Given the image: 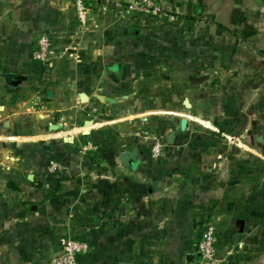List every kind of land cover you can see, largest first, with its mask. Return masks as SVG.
I'll list each match as a JSON object with an SVG mask.
<instances>
[{
	"label": "crops",
	"instance_id": "1",
	"mask_svg": "<svg viewBox=\"0 0 264 264\" xmlns=\"http://www.w3.org/2000/svg\"><path fill=\"white\" fill-rule=\"evenodd\" d=\"M160 1L187 32L207 30L210 44L208 53H201L207 59L182 53L177 65L164 58V76L150 70L153 56L143 48L154 18L97 6L88 28L80 30L71 0H0V125L8 126L11 138L34 142L39 131L32 138L15 130H40L43 123L49 129L62 124L50 130L54 134L73 121L80 132L97 128L100 124L86 125L90 117L84 110L90 107L113 109L120 119L137 116L139 109L164 114L165 133L157 158L143 144L118 153L102 148L98 166L88 168L68 157L67 173L86 172L88 181L44 202L35 181L52 177L27 171L26 180L24 167L4 169L0 264H48L65 236L92 245L79 264H202L197 245L210 223L223 264H264V141L257 139L264 137V71L254 77L241 69L234 77L231 66L221 70L215 37L218 28L240 35L257 30L251 15L259 6L253 0V10L207 0V15L200 20L202 0ZM136 28L138 34L132 32ZM185 30L182 37L191 40ZM43 31L56 50L45 64L32 57ZM69 45L77 46L78 59L62 54ZM81 93L88 101H81ZM97 94L116 102H101ZM39 104L47 107L44 113L34 106ZM171 132L176 134L169 143ZM234 135L255 152L256 165L248 161L249 151H226ZM134 149L140 158L128 169L120 154Z\"/></svg>",
	"mask_w": 264,
	"mask_h": 264
},
{
	"label": "rangeland",
	"instance_id": "2",
	"mask_svg": "<svg viewBox=\"0 0 264 264\" xmlns=\"http://www.w3.org/2000/svg\"><path fill=\"white\" fill-rule=\"evenodd\" d=\"M219 1L221 4L218 5L226 3L238 6L241 3L247 9L253 10L252 0H218V3ZM253 1L259 6L257 11L259 13L254 14L255 16L253 14L251 15V18L257 22V30L252 33L244 32L243 35H240V32L236 33L231 30H227L226 32L218 28L215 36L219 68L224 70L226 69L225 67L231 66L234 77L242 72L241 69H245L243 72L244 75L254 77L262 73L259 70L264 71V0ZM208 2L207 0L199 2L202 8L197 18L200 20L207 15L203 13L208 9ZM216 22L219 23V21ZM177 23L176 17L163 16L156 18L152 21V26L143 34L146 40L143 48L153 56L150 59L153 60V63L150 65V70L160 71L162 72V76H164V58L170 59L177 65H180L179 59L182 53L194 57H206V55H201V53L204 51L207 54L209 51L210 44L208 42L209 35L207 30L204 32L203 29L199 28L193 30L192 35V32H187V28L180 27ZM183 30L186 31V35L191 36V40L182 37ZM148 64L149 62H147ZM34 106H40V104ZM40 108L41 111H44L47 107L41 105ZM31 109L35 112L40 111L39 108L35 107ZM43 111L41 113H44ZM131 112L133 111H126L125 113ZM142 112L144 111L139 109L135 112L137 116L127 114L129 117L120 119L113 109L107 110L103 107L86 108L84 113L89 114V120L93 121L94 124H100L97 128L93 127L89 129L90 133L87 134L85 131L80 132L83 128L76 127L74 121V123H67L65 129L61 130L62 133L55 134L50 133V129L46 123L41 125L40 130L32 127L30 129L25 128L23 131V127L19 124L20 122L15 121V123L21 126L18 130H15L18 134L27 135L29 132V137L32 136L33 138L36 135L34 133L40 132L37 135L38 137H34V142L30 143L16 142V140L10 137L12 135H9L12 131L8 130V126H4V122H2V125H0V132L2 133L0 135V186L1 183L5 184L8 180L4 172L6 170L4 169H10V167L14 169L24 167L26 169L24 176L26 180L27 171H34L35 173L41 172V175L44 177H52L47 183L45 180L35 181L37 182L36 186L42 189L41 202L57 197L58 194L66 190L70 185L82 186V184L88 181L89 175L86 172L85 174H80V170H77L73 174L67 173L68 157L74 156L77 167L81 164L79 161H82V165L88 168L92 165H97L101 161L102 158L97 155V152L102 150V148L104 150L113 149L115 153H118L120 150L129 146L133 147L142 144L151 146L150 142L145 141L138 135L139 132L148 131L150 134H158L163 139L165 138L164 114H153L151 111L148 114ZM140 113L142 114L140 115ZM36 119L38 122L37 116ZM91 135L92 138H89ZM78 136L82 140L71 142V140L78 138ZM227 141L226 143L229 146L226 151H229V153L236 152L237 154L241 150L249 151L250 158H248V161L256 165L257 158H255V152L252 153L249 148L241 144V141L235 135L229 136ZM45 143L53 145V149H49L47 152L44 151L42 146ZM89 144H98L100 146L97 150L84 153L83 147ZM69 145H72L71 149ZM51 159H56L61 164V168L55 173H51L48 168V163ZM7 166L9 168H6ZM50 184L53 185L52 188L49 186ZM44 187L45 191L43 190ZM64 234L66 235L68 233Z\"/></svg>",
	"mask_w": 264,
	"mask_h": 264
},
{
	"label": "built area",
	"instance_id": "3",
	"mask_svg": "<svg viewBox=\"0 0 264 264\" xmlns=\"http://www.w3.org/2000/svg\"><path fill=\"white\" fill-rule=\"evenodd\" d=\"M80 30L88 28L90 17L93 10L100 6L103 10L114 9L119 15L126 16L130 14H139L148 18L173 17L162 7L160 0H71ZM56 54L53 40L49 32L43 31L38 35L36 44L32 50V57L40 63H48ZM64 56L72 59H78L77 46L69 45L62 51ZM138 135L145 141L151 143V153L154 158L162 154L165 140L158 134H150L148 131L139 132ZM96 144H89L83 147V152L97 150ZM51 173L57 172L61 164L56 159H51L48 163ZM216 226L213 223L208 224L204 230L200 241L198 242V252L202 264H223V259L217 252ZM92 251L90 242L65 236L60 239V252L54 255L48 264H79V257L86 256Z\"/></svg>",
	"mask_w": 264,
	"mask_h": 264
},
{
	"label": "water",
	"instance_id": "4",
	"mask_svg": "<svg viewBox=\"0 0 264 264\" xmlns=\"http://www.w3.org/2000/svg\"><path fill=\"white\" fill-rule=\"evenodd\" d=\"M134 34H138L139 32V29H133L132 31ZM48 95L49 96H52L53 95V92L52 91H49L48 92ZM97 98L101 101V102H106V101H110V102H116V99L113 98V97H110V96H104V95H101V94H97ZM80 99L82 102H86L88 101V96L85 94V93H81L80 94ZM90 123H94L93 121L89 120L86 122V125L90 124ZM187 125H188V120L186 118H183L182 121H181V128L182 130H185L187 128ZM62 124L60 123H56V124H52L50 126V130H59L60 128H62ZM85 133H90V131H85ZM175 132H171V134H169L168 136V142L169 143H172L173 140H174V137H175ZM257 139L260 141V142H263L264 141V137L262 135H259L257 137ZM42 148L44 149V151H49L50 149V145L49 144H43ZM140 156V153H139V150L138 149H134V150H126V151H123L121 154H120V161H121V164H123L124 167L128 168V169H135L136 165L138 164V161H139V157ZM29 179H34V175L33 174H30L29 175ZM233 182H236V181H233ZM262 185L264 186V182L262 183Z\"/></svg>",
	"mask_w": 264,
	"mask_h": 264
}]
</instances>
